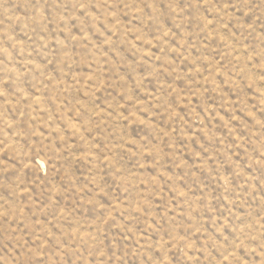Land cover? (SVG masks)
Instances as JSON below:
<instances>
[{
	"label": "rangeland",
	"instance_id": "374dc122",
	"mask_svg": "<svg viewBox=\"0 0 264 264\" xmlns=\"http://www.w3.org/2000/svg\"><path fill=\"white\" fill-rule=\"evenodd\" d=\"M0 264H264V0H0Z\"/></svg>",
	"mask_w": 264,
	"mask_h": 264
}]
</instances>
